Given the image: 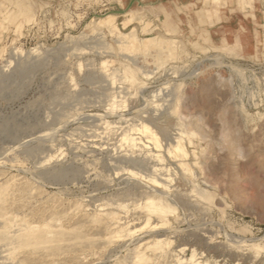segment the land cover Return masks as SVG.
Wrapping results in <instances>:
<instances>
[{
  "label": "rangeland",
  "instance_id": "obj_1",
  "mask_svg": "<svg viewBox=\"0 0 264 264\" xmlns=\"http://www.w3.org/2000/svg\"><path fill=\"white\" fill-rule=\"evenodd\" d=\"M0 2V72L7 73V80L0 81V183L9 179L13 190L23 188L26 182L30 185L21 193L14 191L16 196L4 203L5 212L17 218L26 214L35 223L42 216L59 217L55 225L84 224L85 234L97 237L91 257L86 252V259L71 261L64 251L51 259L45 256L49 251L39 248L25 263L34 264L38 258L36 264H110L102 227L85 223L86 214L74 208L82 202L90 210L94 203L119 199L118 192L127 185V169L149 176L154 173L151 166L132 167L119 160L126 152L119 140L121 129L107 132L102 120L119 126L120 114L127 124L146 125L157 133L166 150L177 134L176 120L169 115L158 120L152 115L178 100L177 114L194 133L193 143L185 146L188 151L194 149L195 155L190 152L187 160L195 168V178L207 179L214 198L208 211L198 204L183 207L176 229L193 231L199 239H181L176 248H186V257L189 249L195 248L197 259L210 264H264V0ZM131 9L134 11L128 14ZM13 12L16 16L10 19ZM111 14L116 31H134L140 39L161 36L179 47L174 58L162 66H155L150 55L128 60L149 74L142 78L147 83L136 94H130L119 81L111 85L98 68L102 60L118 67V60L127 59L115 50H103L102 41L114 44V34L107 28H93L94 22ZM14 47L23 51V57L28 50L37 49L34 57L39 62L20 71L12 58L10 66H5ZM111 91L127 97L125 107L114 113L107 109ZM157 107L162 109L157 111ZM42 132L48 139L21 145ZM28 147H33L30 153L23 150ZM54 152L56 157L41 167L40 162ZM44 167L52 172L62 169L64 175L50 178L41 173ZM175 175L173 183L181 190L187 188ZM133 197H121L118 202L138 198ZM94 198L98 199L94 202ZM233 242L259 244V252L235 248ZM120 252L124 253L122 248L115 256H121ZM167 262L176 264L170 259Z\"/></svg>",
  "mask_w": 264,
  "mask_h": 264
},
{
  "label": "bare ground",
  "instance_id": "obj_2",
  "mask_svg": "<svg viewBox=\"0 0 264 264\" xmlns=\"http://www.w3.org/2000/svg\"><path fill=\"white\" fill-rule=\"evenodd\" d=\"M0 5H1V2H0ZM133 11L134 9L129 10L128 14L129 13L131 14V12ZM135 13H137L136 10H135ZM15 16H16V12H13L10 15V19H13ZM112 18L113 17L111 14V15H108L107 18H102L96 21V23L94 22L93 28L94 29H97L98 27H100V29L107 28L109 32L114 34L115 43L111 45V44H108L107 42L102 41L103 50L105 48L112 50V51L115 50L116 54L119 53L120 55H122V57L127 58V59L118 60V65H119L118 67L108 66L109 64L108 59L102 60L98 68L101 74L107 78L108 82L111 85L116 84V82L119 81L125 86L126 89L130 90L129 92L130 94H136L138 90L141 89L143 86H145V84L147 83V82L145 83L144 81H142V78L147 79L149 77V74L145 72V70L141 69L139 66L137 67L136 65H133V64H136L134 61L129 62L128 60H131V59L136 60L135 58L137 56L146 57V55H150V57L154 61V64H156L155 66L157 67L162 66L164 65V62L166 60H168L169 58H174V56L177 53V48L179 47L177 45H174L171 39L169 40L161 36L140 39L135 35L136 33H134V31H130L127 34H124L121 31L119 32V30L116 31L115 29L116 25L113 24ZM165 25H168V24L166 23ZM174 43L176 44V40ZM226 48L231 49L232 47H226ZM22 53L23 51L20 48L14 47L12 51L10 52L11 59L7 61L5 66L7 67L10 66V64L12 63V58L19 63L18 65H19L20 71L23 70L28 65H36V63L39 62L38 61L39 59L34 57V55L38 54L37 49L28 50L27 52H25V57L22 56L23 55ZM78 66H81V65H78ZM5 71L4 73L0 72L1 83H4L7 80V73H5ZM114 94L115 93L112 92L111 97L108 102V107H107L108 110H112L111 111L112 113H114V111L116 112V110L117 109L119 110V108L121 107H125L124 105L127 102V97L119 96L120 94L119 95H114ZM159 103L160 104H157V106L161 105L160 101ZM177 103H178V100L171 101L170 106L168 105V108H165L164 111H160L162 107L161 108L157 107L155 109L160 112H157L156 114L152 115L153 116L152 118H156L158 120L159 119L161 120V118H164V115L166 116L169 115L171 116V118H174L176 120L175 125H176L177 134L174 136L175 139L172 141L171 144H169L166 150L162 149L157 133L146 125L137 126L136 124H132V123L127 124V119L123 117V115H120V114L118 115V119H119L118 123L120 124L119 126L112 124L110 121L102 120L103 128L106 129L107 132L115 131L118 128L121 129V133H120L121 136L119 140H120L121 145L125 148L126 152L120 155L119 160L121 159L122 162L128 163V165H131L132 167L151 166L153 167L152 170L154 173L153 175L151 174L152 176H149V175L141 173L140 171H135L131 169H127V171L124 173L125 174L124 180H126L127 185L126 186L124 185L125 187L120 192H118V197L119 199L121 197L122 199H124L123 197H128V196L131 197V195L132 197L137 196L138 198H136L135 200L125 203L123 201L118 202L119 199L116 198L115 200H112V201L107 199L103 202H99L98 204H95L94 202L96 198H94V202H93L94 204H92L93 209L91 208L92 210L91 209L88 210L85 206L86 204H82V202L77 204L74 208L76 209L77 212L80 211L83 214H86L87 222L85 223L89 222V223L97 224L99 227H102L103 231L105 232V236L104 237L102 236L105 242L104 245L108 247V251L106 250L108 253L105 255L110 256L109 258L110 264H149L151 262H153V264H161V262H164V264H169L167 262L168 259H170L171 261H174L176 264H210L207 262H203L200 259L199 260L197 259L196 257L197 253H196L195 248L189 249L190 250L189 257L185 256L186 248L184 247L176 248L178 245H180L181 242L179 241H181V239H183L184 241L185 239H191L193 241H196L199 239L197 238L195 232L193 231L185 233V232L178 231V229H176V226L179 225L180 220H181L180 211H183V209L187 207L186 206L187 204L188 205L191 204L192 206H197L198 204L199 206H201V208H203L202 210L208 211L210 210V208H212L213 198H214V194L207 187V184H206L207 179L198 180V178H195L194 171H193V169L195 168L192 169L193 166H191V164L187 160L190 152L193 155H195L194 149L191 151H188L185 146L186 143H189V144L193 143L194 133L191 130L189 131L186 129L185 127L186 122H184L182 118L177 114V111H178ZM93 115L92 117H94ZM123 122H125L126 125L122 126L121 124ZM48 137H46V134L44 133L40 135L37 134V136L33 137L32 139L26 140L22 144L21 143L20 144L23 146L25 145L27 146L33 143H40L48 139ZM232 138L234 139L233 136ZM232 140L231 142L233 144ZM235 142L236 141H234V143ZM20 144L18 147H20ZM32 148L33 147H30V148L28 147V148H24L23 150L26 151V153H30V151H32L31 150ZM54 157H56L55 152L53 154H49L46 158H44L40 162V166L42 167L44 165H47V163L49 165V161H51ZM0 163L2 162L0 161ZM169 164L172 165V167H170ZM195 167L197 169V166ZM63 169H66V168H63ZM41 173L46 174L48 175V177L53 178V179H57V178L61 179V174L64 175L62 169H60V171L52 172L47 167L46 168L44 167L43 169H41ZM158 174H161V175H158ZM174 174L179 175V177L175 175L176 177H178V182L187 184V188L181 190L173 183V181H175L174 179L175 177H173ZM12 176L14 175L12 174ZM5 180L6 181L0 183V247L3 246V249L2 248L0 249V264H28V263H25V261L28 260L26 258H29L30 256H32L34 252L38 250L39 248L45 249L46 252L49 251L46 253L45 256L46 257L48 256L51 259L52 257L58 255L59 253H62L63 251L64 253L66 252L65 254L71 257V261L73 260L75 262L80 261V259H83V258L86 259L85 257L86 252H88L87 254L90 255L91 257V254H89V252L93 250L92 244L94 241L97 240V237H94L93 235L90 236V235L85 234V231H84L85 228L83 227L84 224L79 225L78 223L76 224L74 223L75 226H71V227L64 226L65 224L55 225L54 222H58L59 217L55 218L52 216H50L49 218H44L42 216L40 218L42 220L39 219L40 220L39 223H35L33 221H29L28 220L29 218L25 217L26 214L23 217L17 218L13 215H10V213L5 212L6 208L4 207V203L7 201L8 198L10 197L14 198L15 190L21 193V191H24V189L30 188V185L26 182L24 183L23 188L13 190L11 188V184L7 182V180L9 179L6 178ZM34 181H36V183L44 182V181L41 182V180L37 181L36 179ZM22 182H24V180ZM22 182L20 181L21 184ZM16 188L18 187L16 186ZM36 188H38V185L36 186ZM34 191H36V189ZM38 191H40V189ZM32 193L34 195V192ZM45 201H46V198H45ZM44 202H42V204ZM71 202H74V201H71ZM36 205L38 206L40 204L36 203ZM47 205H45V207ZM73 211L76 212L75 210ZM12 212H13V209H12ZM21 212L23 213V211ZM62 212L60 213V215L63 214ZM46 214H49V213L46 212ZM49 215H51V213ZM49 215H47L46 217H48ZM66 219L65 221H67ZM97 225H95V229H97L96 227ZM231 244L235 248H243V247L249 248V250L253 251L254 253H258L259 248H260L259 244H256V243H244L243 244V242H240V243L233 242ZM47 248H51V250H47ZM119 248H122L124 253L121 255V252H120L121 256H115ZM37 259L33 261L34 264H36L35 261ZM51 259L49 260L52 261ZM38 261L40 260L38 259ZM41 264H43V262ZM44 264H46V262Z\"/></svg>",
  "mask_w": 264,
  "mask_h": 264
}]
</instances>
